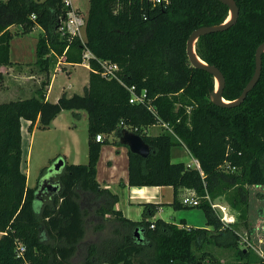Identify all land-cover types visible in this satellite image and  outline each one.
I'll return each mask as SVG.
<instances>
[{"label":"trees","instance_id":"16d2710c","mask_svg":"<svg viewBox=\"0 0 264 264\" xmlns=\"http://www.w3.org/2000/svg\"><path fill=\"white\" fill-rule=\"evenodd\" d=\"M235 1L239 7L236 21L196 41L197 53L223 72L222 95L227 99L238 96L251 77L255 48L264 41V0ZM68 10L64 0H0V65L12 63L13 36L39 26L42 32L34 64L45 73L30 96L0 102V264H223L203 248L205 242L219 243L217 234L223 232L232 238L227 245L236 247V257L250 261L248 253L254 250L237 247L236 227L242 225L251 232L247 187L264 184V52L259 78L243 101L235 106L217 105L209 97L212 74L190 64L185 46L195 27L227 16L222 1L171 0L161 7L149 0H89L83 41L56 27ZM11 24L20 25V31L11 30ZM84 48L94 56L89 58L83 93L62 92L56 101L48 100L55 57L81 62ZM98 59L117 62L118 77L134 84L138 92L145 89L154 111L146 104L130 102L129 90L117 78L101 75ZM63 109L76 115L79 109L87 112V162L65 161L57 173L60 191L36 199V186L27 184L21 166V120L29 121L31 131L36 120L48 126ZM161 122L167 126L160 132H147L146 127ZM124 126L141 134L151 146L146 156L128 150L127 183L171 185L174 208L186 205L177 198L179 188L194 189L196 205L203 209L209 228L150 219L161 203L141 202L138 220L114 208L118 195L99 184L96 164L102 144L112 141L108 134ZM99 132L105 135L103 140L95 139ZM114 141L119 143L117 137ZM174 145L195 157L201 171L186 161H173ZM218 196L235 210L234 223L224 225L212 207ZM92 204H97L93 211L89 209ZM91 213L103 221L108 213L113 214L108 233L102 232L105 223L98 220L93 225L96 237L88 239ZM16 240L25 246L23 255H17ZM82 247L83 255L74 261ZM255 253L254 260L264 264Z\"/></svg>","mask_w":264,"mask_h":264},{"label":"rangeland","instance_id":"374dc122","mask_svg":"<svg viewBox=\"0 0 264 264\" xmlns=\"http://www.w3.org/2000/svg\"><path fill=\"white\" fill-rule=\"evenodd\" d=\"M71 3L73 5V7H77L81 13H83L85 16L87 14V10L89 7V0H71ZM13 30H20L21 27L18 26L17 24H11ZM42 32V30L40 28H34L32 30H30L29 32L26 33H20L17 35H14L13 38L11 39L10 42V59L12 60H16V61H25V62H30V63H34L35 59H36V41H37V37L38 35ZM82 37L83 39L85 38L84 35V30H82ZM55 62H53L52 64H56V62L58 61V58L55 57ZM19 63L18 67H16V70H19L21 72V76L23 77H17L19 79H17L15 77L14 74H10V79H15L16 81H14V84L12 85L11 81L7 78V80L5 81V78L3 75L0 74V89H3L5 87L4 82H6L7 84V89L6 90H0V102L1 101H7L10 99H17L19 97H27L31 94H27V92L31 91V86L33 84V86H39L42 78H44L45 74L44 73H40L39 68L36 64H30V63ZM86 62V61H85ZM54 66V65H53ZM57 66V65H56ZM55 66V67H56ZM55 69L54 67H51V70ZM56 69H58L55 73L54 76L52 78L51 84H50V89L48 92V98L50 101H56L57 98L61 95L63 90H67L66 93L72 94L73 92H78V93H83L84 87H83V83H86L84 81L87 73H88V69L83 66V65H77L76 69L74 70L73 74L71 76L68 75L67 73V69H62L60 67H56ZM9 72V71H8ZM13 76V77H12ZM39 78V81L35 82L37 79ZM35 82V83H32ZM68 82H71L73 84V86L71 88H69ZM10 86V87H9ZM79 111V110H77ZM82 112L81 116H77L75 113H73V110L70 109H63V113H62V117L61 120H63V122H65L67 120V122L71 125V128L74 127V131L76 137H78V139L80 140L79 146H78V151L81 150L82 154H83V150H84V155L82 159L81 163H85L87 162V158H85V149H87V137H88V132H87V123H88V117H87V112L86 110H80ZM54 118V117H53ZM52 118V119H53ZM51 122V121H50ZM75 123V126H72V124ZM156 124V123H155ZM160 124V123H158ZM163 125H155L149 128V133L151 132H159L163 129ZM73 139V133L70 132V130H59L58 127H55L54 125H52L51 123H49L48 126L42 127L38 124H36L35 126H33L32 130L29 131L27 129V127H25L24 129L22 128V150H23V158H22V163L21 166L22 168L25 170V172L27 173V184L30 186H37L38 180L48 172V169L50 168V166L53 165V163L57 160L56 155H58V153H60V151H62V149L64 148V144L70 143ZM108 139H112V134H108ZM107 144V146H109L110 149H112L113 151L116 150H122V152L124 150H126V147L122 144H117L114 145L116 146L115 148H113L110 143H105ZM104 144V145H105ZM185 151H187L185 148L180 147L179 145H174L171 148V154H172V158L173 159H183V160H188L191 158L190 154H187ZM80 152V153H81ZM126 152V151H124ZM123 154V153H122ZM223 169H226V166H224ZM228 169V168H227ZM53 178H57V173H55L53 175ZM183 195H189V193L184 192L181 197ZM180 197V198H181ZM43 199H47V196L45 195L43 197ZM248 200H250L249 203V207H251V204L253 201L256 202V199L252 196L250 198H248ZM215 201H220L217 202L222 203L221 201L224 202V199L221 197H217L215 198ZM213 201V202H215ZM85 205H89V202H85ZM97 204H92L89 209L91 211H93L94 207ZM213 207V206H212ZM228 207V211L230 213L233 214L234 219H236V215H235V210H233V208L231 206H229L227 204ZM167 208V207H166ZM183 208H188L186 210H188L189 213L191 214H201V212H203V209L199 206H191V207H183ZM215 212L217 213L218 216L221 215V210L219 207L214 206L213 207ZM253 210L252 214H253V219L255 218H259V213L257 210V207L255 205L252 206ZM138 207L134 206L132 207L131 210V214L135 215L136 212L138 211ZM175 209L178 208H174V207H168L166 211H164L162 213V216H165L166 218H170L171 214L169 213V211L171 212H175ZM251 210V208H250ZM203 215V214H202ZM142 213L139 214L138 213V217H141ZM94 218V220H93ZM109 218L112 219L113 218V214L108 213L106 215V219H104V221L102 220V218L98 215H95L94 213H91L90 218H88V222H87V226H88V239H93L94 237H96V235L93 233V225L96 221L101 220L103 221V223H105V227L102 229V232L104 231L105 233L109 232L110 229V224H109ZM178 219V218H175ZM221 220V219H220ZM257 221V220H255ZM230 222V223H234ZM187 223V222H186ZM253 223H258V222H254ZM136 228V227H135ZM236 229L241 233L244 234L245 229L243 228L242 225H239L236 227ZM92 230V232H91ZM135 230V229H134ZM256 233H254V236L251 237L252 242L257 246L260 247V249L263 250L264 252V244H257V237L261 236L264 238V229L262 228H257L256 227ZM213 241V240H212ZM83 245H85V242L83 243ZM237 247H241L244 248L243 246L244 243L241 242V240H237ZM203 248L205 250H210L211 246H205L203 245ZM214 248V247H213ZM233 249L236 250V247H232L229 250ZM83 247L82 249H80L78 251V253L74 256L75 261H78L81 258V255H83L82 253ZM222 250V249H221ZM221 252V251H219ZM229 251V254L227 252V255L224 256V261L225 264H230L231 261H238L240 259H238L236 257V253L234 251L231 252ZM254 251H249L248 253V257L251 259L250 261H245V259H243L242 261L235 263V264H260L259 262L254 260ZM257 254V253H255Z\"/></svg>","mask_w":264,"mask_h":264},{"label":"crops","instance_id":"0c3cea01","mask_svg":"<svg viewBox=\"0 0 264 264\" xmlns=\"http://www.w3.org/2000/svg\"><path fill=\"white\" fill-rule=\"evenodd\" d=\"M70 4H71L70 5L71 8H75V9L79 10L77 7H73L71 0H70ZM18 26H20V25H18ZM9 28L11 29L12 26L9 25ZM34 28H40V27L34 26L33 29ZM11 30H13V29H11ZM56 57L58 58V61L56 62V64H53L54 66L52 65V67H54L55 69L51 70L50 83L47 85L46 98L48 100H49L48 92L50 89V84H51L52 78L54 76V73L58 70V69H56L57 66L62 68V69H67V73L69 76H71L73 74L77 65L85 66L88 69V73L84 79V81L86 83H83V87H85L88 84V75H89L90 66L87 62H85L83 59L81 62H71V61L69 62V61H63L61 59L60 55H58ZM11 61H12V63L10 65H0V74L4 76L5 81L8 78L13 85L14 81H16V80L13 79V81H12V79H10L9 76H10V74H14L16 78L20 77L21 72L19 70H16V67H18L19 63H22L25 61H16V60L14 61L12 59H11ZM25 63H30V62L28 61ZM30 64H34V63H30ZM41 72L44 73L43 71H40V73ZM21 77H23V76H21ZM17 79H19V78H17ZM37 81H39V78L35 82H37ZM35 82H32V83H35ZM4 85H5V87L3 89H0V90H6L8 88L6 82H4ZM67 86L69 88H71L73 86V84L71 82H68ZM37 87L38 86H33V84H32V86L30 87L31 91L27 92V94H33ZM66 91L67 90H63L62 92L66 93ZM69 95H71V94H69ZM80 110H83V109H79V111H78L79 113L77 116L82 115V112ZM62 113H63V110H61L51 120L50 123L52 125H54L55 127H58L59 130H61V131L62 130H65V131L70 130V132L73 133V139L70 143L66 142V144H64V148L62 149V151H60V153H58V155H56V156L63 157L64 162L66 161V162H73V163H81L82 162L81 158H83L84 150H83V154H82L81 150L78 151V146H79L80 140L78 139V137H76V135H74L75 134L74 127L71 128V125L67 122V120L65 122H63V120H61L60 117L63 116ZM38 122L39 121L36 120L34 126L36 124H38ZM28 123H29V121L27 119L21 120V131H22V128L24 129L25 127H27ZM156 124L160 125L158 123H156ZM156 124H152V125L146 127L147 132L149 131L150 127L155 126ZM72 126H75V123H73ZM151 133L155 134L158 132H151ZM111 134H112V139H111L112 141H108L106 143H110L111 145H113L112 147L115 148L116 146H114V145H117L119 143H116L114 141V138L116 137L114 132H112ZM104 137H105V135H104ZM104 144H102V146H101L99 158H98V161L96 164V179L101 186L107 187L111 191L117 193L118 199L114 205L115 209L121 210L123 215H125L131 219L138 220L142 217V216L138 217V213L141 214L142 210H143V206H142L141 202H156V203H161V205H159L157 210L154 212V214L152 216H150V219H154L156 217H161L167 221L175 222V223L179 224L180 226H198V227H208V228L210 227L209 225L206 224V217H205L204 212H201V214H199V213L191 214L188 212V210H186L188 208H183V207H191V206H197V205H182L180 208L175 209V212L169 211V213L171 214L169 219L166 218L165 216H162V213L164 211H166L168 207H173L170 204V202L172 201L173 196H174L173 187L171 185H129L127 183V159H128V153H127L128 148H127V146L124 145L126 147V150H124V151H126V152H124V151L122 152V150H116V149H115V151H113L112 149L109 148V146L106 147L107 144H105V145ZM180 147H183V146H180ZM87 152H88V148L85 149V158H88ZM185 152L187 153V151H185ZM171 156H172V154H171ZM171 159L173 161L174 160H183V159H173L172 157H171ZM183 161H186V160H183ZM33 186H35V185H33ZM247 188H248V198L253 196L256 199V202L255 201L252 202L251 207H249L250 200H248V229H251V237H253L254 233L258 234L255 231L256 227L259 229L260 228L264 229V184H249ZM184 192H188V189L179 188L177 190V198L179 200L181 199L180 197ZM218 197H221L224 199V202L221 201L222 203H219V204H224V205L228 204L229 206H231L229 204V202L223 196H218ZM213 201H215V199ZM217 202H220V201H215V203H217ZM253 205H255L257 207V210L259 213L258 214L259 218L253 219V214H252V211H254L252 208ZM134 206H137L139 209L135 215L134 214L132 215L131 210H132V207H134ZM250 208H251V210H250ZM167 212H168V210H167ZM235 215H236V213H235ZM175 218H178V219H175ZM181 220H183L184 222L180 223ZM255 220H257V221H255ZM253 221L258 222V223L254 224ZM217 240L219 241V243L205 242L204 247L205 246H207V247L211 246L210 250L215 255H217L219 257V259L223 262L224 256L227 255V252L229 254V251H231L233 253L235 251V250L233 251V249L229 250L230 248H232V246L227 245L228 242H230L232 240V238L230 237V235H228V233L223 232V233L217 234ZM257 244L258 245L264 244V238L259 236V240H258V237H257ZM258 248L260 249V247H258ZM260 250L263 251L262 249H260ZM219 251H221V252H219ZM73 260L75 261L74 257H73ZM240 261H242V260L231 261L230 264H235V263H238ZM223 264H225V262H223Z\"/></svg>","mask_w":264,"mask_h":264},{"label":"water","instance_id":"95a60500","mask_svg":"<svg viewBox=\"0 0 264 264\" xmlns=\"http://www.w3.org/2000/svg\"><path fill=\"white\" fill-rule=\"evenodd\" d=\"M227 5L228 14L227 16L220 22L212 23V24H202L195 27L189 33L187 40H186V54L190 64L194 67L204 69L212 74L214 85L213 88L209 92V97L211 101L217 105L222 106H235L238 105L243 101L247 92L255 85L257 82L261 66L262 60L261 56L264 52V41L260 42L254 52V71L243 86L241 92L238 96L227 99L222 95V90L225 85V78L224 74L219 67H217L213 63H209L204 60L196 51V41L198 37L202 34L224 30L231 26L237 19L239 13V7L235 0H220ZM60 21V20H59ZM59 21L56 27L59 26ZM115 136L117 137L119 143L127 146L128 150L138 153L142 156H146L151 151V146L147 143L141 134L127 128L123 127L119 131L115 132ZM64 164L63 157H57V160L53 163L52 166L48 169V172L44 174L37 183L36 191H35V198H39L43 200V197L46 195L47 198H50L54 193L60 191V181L58 178H53L55 173L60 172L62 166ZM136 236H139L138 228H135Z\"/></svg>","mask_w":264,"mask_h":264},{"label":"built area","instance_id":"2783aa9c","mask_svg":"<svg viewBox=\"0 0 264 264\" xmlns=\"http://www.w3.org/2000/svg\"><path fill=\"white\" fill-rule=\"evenodd\" d=\"M151 2L152 5L154 6H161V7H165L168 4H170L171 0H149ZM65 4L67 5H71L70 4V0H64ZM31 17H34V14H31ZM84 24H85V15L83 13H81L80 10H77L75 8H71L70 6V10L67 11L66 17L64 19H60L59 21V29L61 30L62 33H68V36H74L77 35L80 37V39L83 41V37H82V30L84 29ZM94 56L93 53L87 49L84 48L83 49V53H82V59L84 61H86L87 63L89 62V58ZM99 64H100V72L101 75L106 77V78H117L130 92V96H129V101L130 102H137V103H143L146 104L147 108H149L151 111L153 110V106L149 103V100L146 99V93H145V89L140 90L139 92L136 91V87L134 84H126L122 79H120L117 75V70H118V64L117 62H113L110 61L108 59H98ZM123 124V121H120V125ZM163 126H167V124L165 122H161L160 123ZM126 127V126H124ZM131 129V128H130ZM132 130V129H131ZM134 131V130H133ZM104 138V134L99 132L95 135V139L96 140H103ZM191 158L188 159L186 161V164L191 166L194 165L197 168L200 169V165L198 160L193 157L192 155H190ZM201 171V169H200ZM188 189L189 195H183L181 197V202L183 204L186 205H196L198 204V197L195 195V191L192 188H186ZM208 197V195H207ZM211 205L217 206L220 208L221 215L219 216V218L221 219L222 223L224 225H227L230 222L235 221L234 216L232 213H230L228 211V207L227 205L224 204H218L215 202H211ZM3 233L2 231H0V234ZM240 234V239L242 243H244L245 248H251L253 249L257 254H259L261 257H263L264 259V252L261 251L251 240V232H249L248 230L244 231V234ZM259 240V237H258ZM25 249L24 244L19 241L16 240V252L17 255H23V251Z\"/></svg>","mask_w":264,"mask_h":264}]
</instances>
